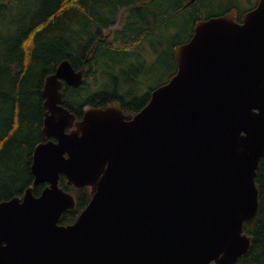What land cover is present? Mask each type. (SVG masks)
Instances as JSON below:
<instances>
[{"label":"water","instance_id":"obj_1","mask_svg":"<svg viewBox=\"0 0 264 264\" xmlns=\"http://www.w3.org/2000/svg\"><path fill=\"white\" fill-rule=\"evenodd\" d=\"M194 1V0H191ZM196 22L178 70L137 113L62 104L69 59L47 76L33 183L0 201V264H236L252 247L264 157V0ZM68 129H70L68 131ZM51 137L56 138V140ZM92 198L77 220L61 176ZM47 186L40 195L34 187Z\"/></svg>","mask_w":264,"mask_h":264},{"label":"trees","instance_id":"obj_2","mask_svg":"<svg viewBox=\"0 0 264 264\" xmlns=\"http://www.w3.org/2000/svg\"><path fill=\"white\" fill-rule=\"evenodd\" d=\"M213 1L0 0V201L23 195L34 181L33 151L39 142L48 140L42 131L43 89L47 76L56 72L62 60L67 58L76 70H84L79 87L63 88L64 105L78 117L85 105L107 106L122 99L121 94L139 97L133 103H121L125 111L137 112L148 103L151 92L137 95L124 88L125 83L137 81L129 68L133 55L150 36L178 32L191 19L189 38L172 44L176 66L159 85L166 83L177 71L174 47L192 37L196 22L239 10L238 4L229 0L233 2L229 7L211 12ZM119 15L122 26L114 30ZM150 44L163 49L161 42ZM158 68L157 64L155 70ZM256 182L259 212L244 224V230L253 236L252 247L236 264H264V157ZM60 185L77 198L76 207L60 219V223L70 224L92 195L89 187L77 188L65 175ZM46 186L36 185L35 195Z\"/></svg>","mask_w":264,"mask_h":264},{"label":"rangeland","instance_id":"obj_3","mask_svg":"<svg viewBox=\"0 0 264 264\" xmlns=\"http://www.w3.org/2000/svg\"><path fill=\"white\" fill-rule=\"evenodd\" d=\"M258 0H233V2L238 4L239 10L241 11H246L249 9H252L255 7L256 3ZM232 2V3H233ZM229 0H214L212 3L213 9L211 12L214 11H219L221 9H224L225 7H229L232 4ZM120 26V21L116 25V27ZM180 28L181 30L178 32L169 31L167 34L166 33H160V34H155L153 36H150L147 40V42H143L139 48V51L141 55L143 56V53L147 54V57H151L149 59H161V64L159 65V68L157 70H153L156 73L148 74L146 73L145 75L143 74L142 76H138V79L141 81L137 80L134 83H126L124 85V88L133 90L137 94H143L144 91H147L148 89H151L153 87L159 86L161 81H164L168 75L172 74L175 70V62L173 60V55L171 54V48H173V43L175 41H184L187 40L191 34V19L187 21V24L185 28L183 29ZM112 31V30H111ZM177 31V30H176ZM156 43V42H161L163 44V49L162 50H157V45H152V49L150 51V43ZM150 51V52H149ZM160 52V53H159ZM140 56V55H139ZM156 60V62H158ZM152 70V69H151ZM94 90H96V87H94Z\"/></svg>","mask_w":264,"mask_h":264},{"label":"flooded vegetation","instance_id":"obj_4","mask_svg":"<svg viewBox=\"0 0 264 264\" xmlns=\"http://www.w3.org/2000/svg\"><path fill=\"white\" fill-rule=\"evenodd\" d=\"M259 2V0L257 1V3ZM256 3V5H257ZM255 5V6H256ZM238 10V9H237ZM250 10V9H249ZM248 10H246L245 12H247ZM244 12V13H245ZM244 13H239V10H238V21H241L242 20V17L244 15ZM120 21V26L116 27V25L119 23ZM122 26V18H121V15L118 16L117 18V21L116 23L114 24V30H118L120 27ZM113 32V30L111 31ZM153 50L152 49V45L150 44V51ZM149 51V52H150ZM118 52V51H117ZM138 53V54H137ZM137 53H135L132 57V59L129 61V68H130V71L134 74V75H138V76H142L143 74L145 75L146 73H150L151 69L152 70H155V67L156 65L158 64V67L159 65L161 64V59L159 58V60L157 59H149L151 57H147V54L143 53V56L141 55L140 51H138ZM160 53V52H159ZM140 55V56H139ZM156 60L158 62H156ZM133 76V75H132ZM135 78L139 81H141L140 79H138L137 76H135ZM127 83H130V82H127ZM126 84V83H125ZM147 92H151V90H147V91H144L143 94H147ZM136 93V92H133V94ZM137 94V93H136ZM123 95V98L122 99H114L115 101H118L120 104L122 102L124 103H133L137 98L139 97H131L130 95H124V94H121ZM138 95V94H137ZM150 99V98H149ZM149 101V100H148ZM123 108V107H122ZM123 110L125 111V109L123 108ZM126 113H131V112H127L125 111ZM138 112V111H137ZM132 113H135V112H132Z\"/></svg>","mask_w":264,"mask_h":264}]
</instances>
